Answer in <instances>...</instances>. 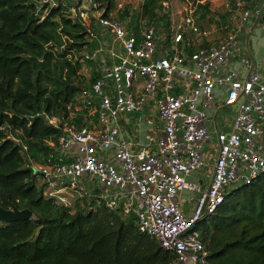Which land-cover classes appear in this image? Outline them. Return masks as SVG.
Segmentation results:
<instances>
[{"label":"built area","instance_id":"2783aa9c","mask_svg":"<svg viewBox=\"0 0 264 264\" xmlns=\"http://www.w3.org/2000/svg\"><path fill=\"white\" fill-rule=\"evenodd\" d=\"M200 1L185 0L176 12L169 0L162 2L170 16L167 50H158L152 23L126 30L112 14L95 15L111 36L105 49L97 36L95 52L105 50L110 62L80 90L71 121L62 118L48 163L37 167L44 194L55 202L69 206L85 198L133 216L139 232L175 254L172 264H210L200 222L216 211L230 184L250 183L264 172V49L257 67L244 59L245 76L237 68L221 71L237 33L252 13L261 20L264 7L253 11L247 0H231L237 23L219 43L202 45L211 31L197 24ZM79 16L90 25L83 11ZM192 45L187 53L185 46ZM218 92L222 102L216 107L234 105L235 111L230 130L216 129L212 142L207 110ZM78 113L80 124L71 119ZM206 169V188L188 180ZM183 190L198 195L188 214L179 199Z\"/></svg>","mask_w":264,"mask_h":264},{"label":"trees","instance_id":"16d2710c","mask_svg":"<svg viewBox=\"0 0 264 264\" xmlns=\"http://www.w3.org/2000/svg\"><path fill=\"white\" fill-rule=\"evenodd\" d=\"M118 1L91 0V8L104 16L115 10L126 30L152 23L158 50H167L170 16L162 4L167 0H143L120 11ZM209 3L198 2L197 11ZM75 4L0 0V205L34 212L25 220L0 221V264H172L175 254L139 232L133 216L127 220L85 198L59 204L44 194L45 182L34 172L48 163L62 118L70 120L80 90L100 72L101 59L83 52L93 53L102 30L95 16L87 25ZM192 49L185 46L187 53ZM84 64L89 77L81 72ZM80 117L71 119L80 124ZM199 229L210 264H264V172L227 188Z\"/></svg>","mask_w":264,"mask_h":264},{"label":"rangeland","instance_id":"374dc122","mask_svg":"<svg viewBox=\"0 0 264 264\" xmlns=\"http://www.w3.org/2000/svg\"><path fill=\"white\" fill-rule=\"evenodd\" d=\"M72 1L74 3H76L75 4L76 6L74 7L76 9V12L83 11L85 20L87 21V23H90L89 17L95 16L97 14L96 11L92 10V8H91V0H72ZM121 1H122V6H124L126 4H132V5L136 6V5H138L137 3L139 2V0H121ZM171 3H172L171 4L172 12H176L177 9L183 8V6L185 5L184 1L182 4L179 5L178 0H172ZM249 3H250V5H248V6L250 7L251 10H253V6L255 4H257V7H259V6L261 7V5L264 3V0H250ZM122 6L117 5V8H119V11L122 8ZM221 7H223L225 10L222 11ZM209 10L210 11H208L207 15L204 16V18L199 17V18H203L200 20V23H202V26L206 27L207 29L212 27V25H215V29H214V31H212L210 38L213 39L214 41H218L220 39V38L218 39V37L223 38V36L225 35L224 32H228L229 30H231V28L237 23V20H238L237 12H236L235 7L233 6L231 0H215V1H213L211 8ZM111 16L114 18H117V14L115 13V10ZM251 18H252L253 22L255 21V23L248 24V25L245 24L243 26L242 30L239 33H237L236 54L243 56V57H249L251 59V64H253V66L257 67L259 62H260L261 55H262L263 48H264V46H263L264 45V30H263L264 29V20L257 22L255 15L253 13L250 16V19ZM141 23H142V21H141ZM248 27H251V30L253 32L252 39L253 38L256 39V41H253L252 43H249V37H250L249 35L250 34H248V32H247ZM261 29L263 32H260ZM103 41H105V40H103ZM159 41H160V38H159ZM106 44H107L106 42L102 43V47L104 49L107 47ZM97 47H98V45H97ZM160 48H162V45L160 46ZM95 50H93V53H91V54L93 55L94 58H97V56H98L101 59V61H100V68H101L106 63V61L108 59V55H107V52L105 50H103L102 52H97V53L95 52ZM83 53L85 55L89 54V52H86V51H84ZM94 53H96V54H94ZM91 54H89V55H91ZM259 54H261V55H259ZM81 72L86 77H89V74L91 73V69H90L89 65L84 64L82 69H81ZM218 96L219 95L217 94L216 97H218ZM217 100L218 99L216 98V101ZM217 121H218V127L220 129H223V131H227L224 129L225 127H227V126H229V128L231 127L232 119H231V113L229 112L228 107H223L218 111ZM210 140L212 142H214V138H211ZM39 181L44 182V178L42 176H40ZM237 185H239V182H235V183L230 184L228 188L230 189V188H233ZM190 193H192V192L190 191ZM188 194L189 193H187L185 191L183 193L182 199H187L189 197ZM123 217L128 218L129 216L123 215ZM129 219L130 218H128L127 220H129Z\"/></svg>","mask_w":264,"mask_h":264},{"label":"crops","instance_id":"0c3cea01","mask_svg":"<svg viewBox=\"0 0 264 264\" xmlns=\"http://www.w3.org/2000/svg\"><path fill=\"white\" fill-rule=\"evenodd\" d=\"M170 1V0H169ZM172 1V0H171ZM170 1V5L172 4ZM205 0H201L200 2L203 3ZM210 3H209V6L208 8L210 9L211 8V5L213 3V1L215 0H209ZM248 1V4L250 5V0H247ZM178 3L179 5L183 3V1L181 0H178ZM264 3L261 5V7H257V4H255L253 6V11H255L256 9H263V6ZM207 8L202 10V11H197L196 10V20H197V24L203 28V29H207L206 27L202 26V23H200V20L204 18V16L207 15L208 11H210L209 9ZM220 8V7H219ZM221 10L224 11L225 9L223 7H221ZM199 17H203V18H199ZM261 20H257V22H260V21H263L264 20V12L262 14V16L260 17ZM251 21H252V18H251ZM87 22V21H86ZM255 23V21L249 23V24H253ZM248 25V24H247ZM250 26V25H249ZM101 28L102 32L100 34H98V36H100L101 38H103L102 40H105L104 42H106L107 44H109L110 40H111V36L108 32H105L103 27H100ZM215 29V25H212V27H210L208 30L210 31L211 30V33L212 31H214ZM245 30V29H244ZM264 30V29H263ZM248 34H250L249 36V43H252L253 41H256V39H252V35H253V32L251 30V27H248V30H247ZM260 32H263L262 29ZM211 33L209 34L208 37H206L205 39H203L201 42H202V45L206 43V45H209V44H217L219 43L221 40H223V38H225V36L227 35V32H224L225 35L223 36V38L221 37H218V41H214L213 39L210 38V35ZM223 33V34H224ZM187 38H191V40L193 41L194 40V35L193 34H190L188 35ZM194 46H197V45H194ZM264 46V45H263ZM193 47V45H192ZM264 49V48H263ZM261 55V54H259ZM248 56V55H247ZM260 57V56H259ZM249 57H243V56H240L238 54H236V48L232 54V56L228 59L227 61V65L226 67L224 68H221V71H227L228 69L230 68H237L241 74V77L245 76L247 74V72L249 71V67H247V65L244 63V59H247ZM250 59V58H249ZM251 60V59H250ZM218 97H217V102L215 104H213V106H211L208 110H207V114L211 117V121L209 122V127H210V131L212 132V138H214L215 136V131L216 129L219 130V131H223V129H220L218 127V121H217V114H218V111L223 108V107H228L229 108V112L231 113V119H232V116H233V113L235 111V106H224V105H220V107H216L219 105V103L222 102V94L220 92H218ZM215 121V122H214ZM225 130L229 131L230 128L229 126L225 127L224 128ZM210 177H211V169H206V170H198V171H195L193 173H191L190 175H188V180L190 181H194V182H198L202 188H206L209 183H210ZM187 192L189 193V197L187 199H182L183 198V193L184 192ZM197 194L195 193H190V191L188 190H184L182 191L180 194H179V199H180V203H181V206H182V209L184 210V212H186L187 214L191 212V209L193 208L194 204H195V201L197 199Z\"/></svg>","mask_w":264,"mask_h":264},{"label":"water","instance_id":"95a60500","mask_svg":"<svg viewBox=\"0 0 264 264\" xmlns=\"http://www.w3.org/2000/svg\"><path fill=\"white\" fill-rule=\"evenodd\" d=\"M34 172L43 176V173L35 168ZM34 217V212L29 208H18L15 204L11 203L9 207L5 208L0 205V221L12 222L15 220H25Z\"/></svg>","mask_w":264,"mask_h":264}]
</instances>
